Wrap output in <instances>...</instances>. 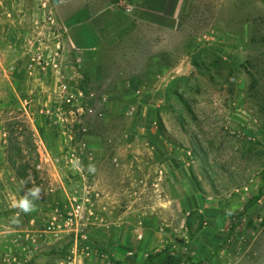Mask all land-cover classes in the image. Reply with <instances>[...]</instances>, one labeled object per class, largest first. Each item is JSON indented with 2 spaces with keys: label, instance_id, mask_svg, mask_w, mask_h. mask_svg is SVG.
<instances>
[{
  "label": "crops",
  "instance_id": "0c3cea01",
  "mask_svg": "<svg viewBox=\"0 0 264 264\" xmlns=\"http://www.w3.org/2000/svg\"><path fill=\"white\" fill-rule=\"evenodd\" d=\"M198 4V0H146L147 33L139 29V20L128 21L127 17L126 22L114 26L102 25L117 15L112 0H13L8 14L0 20V106L2 101L14 98L15 110L30 122L37 156L35 170L28 171V176L32 179L31 189H40V198L29 197L35 205L30 213L13 207L29 187L22 174L11 167H0V214L13 213L18 220L8 224L16 230V249L7 252L5 261L9 258L14 260L11 264H63L74 248L76 264H166L169 255H178L176 249L188 252L191 247L189 254L194 260L203 259L201 264H223L220 256L224 252H203V246L209 244L211 249L216 239L190 240L181 230L182 218L173 223L165 218L174 209L198 208L200 196L192 172V150L175 146L155 120L159 112L156 105L164 97L165 88L184 74L188 62L191 64L183 50L192 52L196 61V50L203 48L205 64L209 66V61L214 60L211 29L200 31L198 38H189L186 44L175 45L167 53L168 34L178 33L181 18L191 16ZM224 5L229 19L224 29H230L229 25L236 23L230 18L235 7L230 1ZM206 6L204 3L202 9ZM256 11L263 15L264 6ZM242 25L247 40L254 29L253 21L245 20ZM83 29H95V34L99 29L119 30L120 38L111 48H99L100 44L91 41L87 45L81 38ZM137 35L142 50L146 48L142 58L132 54ZM94 39L97 41V37ZM237 43L234 49L224 47L221 62L232 63L245 50H256V59H264V38L256 44ZM70 44L81 51L97 49L98 56L80 55L73 62L69 58ZM37 56L46 62L40 63ZM202 64L197 62L199 67ZM88 76L97 81H115L121 92L129 88L138 92L143 101L136 106L137 121L114 130L107 127L110 133L104 135L95 131V124L85 122L79 127L82 136L75 138L65 108L60 105L66 101L59 93V84L65 83L72 101L81 104L85 96L77 83ZM92 109L95 118H104L102 111ZM17 128L23 130L22 125ZM23 138L22 134L20 139ZM10 144L0 117V145L5 150ZM89 165H94V173L88 171ZM72 197L89 200L95 212L84 228L91 244L89 250L46 230ZM207 220L209 228L214 219ZM204 229L202 235L207 232ZM59 246L63 247L61 252Z\"/></svg>",
  "mask_w": 264,
  "mask_h": 264
},
{
  "label": "rangeland",
  "instance_id": "374dc122",
  "mask_svg": "<svg viewBox=\"0 0 264 264\" xmlns=\"http://www.w3.org/2000/svg\"><path fill=\"white\" fill-rule=\"evenodd\" d=\"M116 1L112 0L111 6L117 15L110 20L104 19L107 21L101 23L102 25L114 26L126 22L127 17L128 21L130 18L139 20V29H146L149 33L147 29L150 28L146 23V0H133L135 9L132 13L120 9ZM227 1L235 7L230 18L236 23L229 25L230 29H224L226 21L229 20L225 16L224 7ZM198 2V8L195 7L191 16L181 18L178 26L180 31L168 34L167 53L169 50L173 51L175 45L186 44L189 38H198L200 31L211 29L215 45L214 60L209 61V66L205 64L207 56L203 48L196 50V61L192 52L183 50V53H188L191 64L188 62L184 74L172 80L165 88L164 97L156 105L159 112L155 120L161 124L162 132L175 146L192 150V172L199 188L200 206L192 210L174 209L168 212L165 218L169 223L182 218L181 230L190 240L203 239L210 242L209 237L216 239V244L211 249L209 244L204 245L203 252H224V256H220L223 264H264V59H256V50H251V53L245 50L243 52L246 53L241 51L232 63L219 60L227 45L234 49L239 41L252 44L262 42L264 13L259 15L256 10L264 6V0ZM204 3L207 6L202 9ZM12 4L13 0H0V20L8 14ZM256 5L257 9L254 8ZM245 20H252L254 25L247 40L244 38L247 32L242 25ZM99 30V34H95V29H83L81 38L87 45L91 41L96 45L100 44L99 48H111L113 42L120 38L117 34L119 30ZM139 37H135L132 54L142 58L146 54V48L142 50L143 44ZM155 43L158 44L157 36ZM68 47L69 58L73 62H77L85 54L98 56L99 53L97 49L81 51L72 48L71 44ZM197 62H203L200 65L201 70ZM210 67L214 69L213 74ZM88 77L90 78L77 83L85 96L81 104L73 101L60 103L65 108L75 138L82 136L79 127L85 122L95 124V131L104 135L110 133L107 127L114 130L115 127L122 128L137 121L136 106L143 101L138 92L132 91L131 88L127 89V92H121L119 83L115 81L112 82L108 78L97 81L91 76ZM140 83L147 86L149 84ZM1 104L3 105L0 106V111L3 112L0 117L7 127L11 144L5 150L0 145V167H11L16 173L22 174L24 184L31 189L32 179L28 176V171L35 170L33 165L36 162L37 145L30 122L21 111L15 110L14 98L5 103L2 101ZM78 106H81L82 110H79ZM93 107L102 111L104 118H95L94 112H91ZM19 125L23 126L22 131L17 128ZM248 126L250 129L246 130ZM22 134L23 140L20 139ZM201 207H204L205 212H202ZM209 217L214 221L208 228ZM14 218L13 213L0 214V264H11V261H14L9 258L5 261L7 252H14L16 249V243L13 241L16 230L13 224L8 225ZM232 223L237 226L235 234L230 235ZM203 229L207 232L202 235ZM200 247L202 249V245ZM62 248L59 246V252ZM189 249L188 252L181 248L176 249L180 257L176 264H201L203 259L194 260L189 254L192 248Z\"/></svg>",
  "mask_w": 264,
  "mask_h": 264
},
{
  "label": "built area",
  "instance_id": "2783aa9c",
  "mask_svg": "<svg viewBox=\"0 0 264 264\" xmlns=\"http://www.w3.org/2000/svg\"><path fill=\"white\" fill-rule=\"evenodd\" d=\"M116 5L126 13H132L135 9L133 0H117ZM37 59L40 63L46 62L39 56ZM59 93L64 101L71 103L73 96L68 94L65 83L59 84ZM92 111L93 109H91ZM94 215L95 212L89 200L72 197L69 202L63 205L57 219L46 226V230L56 237H68L75 243L76 247L89 250L91 244L84 228ZM75 256L76 250L72 248L66 255L63 264H76Z\"/></svg>",
  "mask_w": 264,
  "mask_h": 264
},
{
  "label": "clouds",
  "instance_id": "9594fccd",
  "mask_svg": "<svg viewBox=\"0 0 264 264\" xmlns=\"http://www.w3.org/2000/svg\"><path fill=\"white\" fill-rule=\"evenodd\" d=\"M88 171L90 173H94L95 172L94 165H89ZM29 197L34 198V199H39L40 198V189L39 188L29 189L24 194V196L18 201V203L13 204V207H18L20 209V211L25 213V214L34 211L35 205L33 204L32 199H30ZM13 223H18V220L14 218Z\"/></svg>",
  "mask_w": 264,
  "mask_h": 264
},
{
  "label": "trees",
  "instance_id": "16d2710c",
  "mask_svg": "<svg viewBox=\"0 0 264 264\" xmlns=\"http://www.w3.org/2000/svg\"><path fill=\"white\" fill-rule=\"evenodd\" d=\"M230 229H229V234L230 235H233L235 234V231H236V226L235 224H231L230 225ZM180 260V257L177 256V255H169V259L167 260V263L166 264H176L178 261Z\"/></svg>",
  "mask_w": 264,
  "mask_h": 264
}]
</instances>
